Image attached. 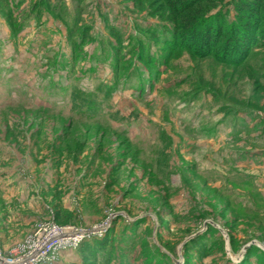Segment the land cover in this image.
Returning <instances> with one entry per match:
<instances>
[{
  "label": "rangeland",
  "instance_id": "obj_1",
  "mask_svg": "<svg viewBox=\"0 0 264 264\" xmlns=\"http://www.w3.org/2000/svg\"><path fill=\"white\" fill-rule=\"evenodd\" d=\"M254 1L0 0L1 249L110 219L56 264H264Z\"/></svg>",
  "mask_w": 264,
  "mask_h": 264
},
{
  "label": "built area",
  "instance_id": "obj_2",
  "mask_svg": "<svg viewBox=\"0 0 264 264\" xmlns=\"http://www.w3.org/2000/svg\"><path fill=\"white\" fill-rule=\"evenodd\" d=\"M110 224L109 219L82 231L74 226H61L52 219L37 222L10 252L0 247V264H55L63 252L77 250L84 238L102 237Z\"/></svg>",
  "mask_w": 264,
  "mask_h": 264
},
{
  "label": "trees",
  "instance_id": "obj_3",
  "mask_svg": "<svg viewBox=\"0 0 264 264\" xmlns=\"http://www.w3.org/2000/svg\"><path fill=\"white\" fill-rule=\"evenodd\" d=\"M259 3L260 2H256L254 0H248V2L243 3L244 7H243L242 10L245 11L247 9H250V10H255L256 11V10H258V8L261 7V5ZM242 20H244V19H242ZM246 23H247V25H249L250 24V21H246ZM239 31L242 33L243 32V28H237V29H235L233 35H235V33L236 32L238 33ZM78 248H80V246Z\"/></svg>",
  "mask_w": 264,
  "mask_h": 264
},
{
  "label": "crops",
  "instance_id": "obj_4",
  "mask_svg": "<svg viewBox=\"0 0 264 264\" xmlns=\"http://www.w3.org/2000/svg\"><path fill=\"white\" fill-rule=\"evenodd\" d=\"M33 227H34V226H33ZM33 227H32V228H33ZM31 230H32V229H31ZM30 232H31V231H30ZM30 232H28V233H30ZM28 233H27V234H28ZM27 234H26V235H27ZM26 235H25V236H26ZM71 252H72V251H71ZM67 253H69V252H67ZM64 254H65V253H64ZM62 255H63V254H62ZM60 257H61V256H60ZM58 262H59V261H58ZM58 262H57V263H58ZM55 264H56V263H55Z\"/></svg>",
  "mask_w": 264,
  "mask_h": 264
}]
</instances>
